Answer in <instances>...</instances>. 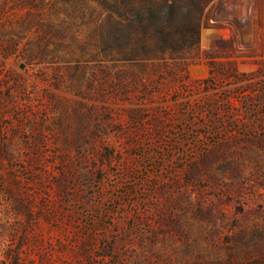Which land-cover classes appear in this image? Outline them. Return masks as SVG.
Segmentation results:
<instances>
[{
	"label": "rangeland",
	"instance_id": "1",
	"mask_svg": "<svg viewBox=\"0 0 264 264\" xmlns=\"http://www.w3.org/2000/svg\"><path fill=\"white\" fill-rule=\"evenodd\" d=\"M0 264H264V0H0Z\"/></svg>",
	"mask_w": 264,
	"mask_h": 264
},
{
	"label": "trees",
	"instance_id": "2",
	"mask_svg": "<svg viewBox=\"0 0 264 264\" xmlns=\"http://www.w3.org/2000/svg\"><path fill=\"white\" fill-rule=\"evenodd\" d=\"M169 14H167V19L164 22H157L156 19H158L157 14L159 15L161 13L160 9L153 6H147L145 10L136 11V14L139 16L140 20V26H143L144 29L150 28V24L154 25L155 30L158 34V36H162L165 39H168L170 43L172 42V38L176 36L178 33H189L193 37H199L201 32V13L199 15V18H197V21L194 19H190L188 16L179 18L174 12H173V5H170ZM147 17L150 19V24L144 25V21ZM146 23V22H145ZM149 23V22H147ZM189 23V25L187 24ZM195 23V24H194ZM191 24V25H190ZM193 24V25H192ZM172 44V43H171Z\"/></svg>",
	"mask_w": 264,
	"mask_h": 264
}]
</instances>
